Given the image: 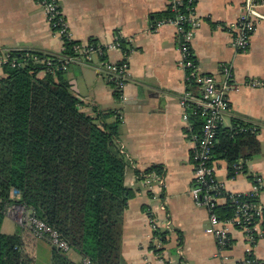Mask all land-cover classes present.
<instances>
[{
  "label": "crops",
  "instance_id": "1",
  "mask_svg": "<svg viewBox=\"0 0 264 264\" xmlns=\"http://www.w3.org/2000/svg\"><path fill=\"white\" fill-rule=\"evenodd\" d=\"M57 1L75 45L81 50L88 46L103 50L93 53L91 59L78 56L63 73L85 114L94 117L112 110L113 116L107 121L120 119L117 142L127 162L124 185L134 193L122 218L123 264H241L249 248L264 264V238L257 236L250 243L243 232L228 225V244L219 246L205 231L209 223L207 208L191 195L196 186L194 141L183 120L180 99L187 91L198 97L200 90L196 82L186 78L187 71L179 64L175 27L151 28L156 18L167 12V0ZM243 3L198 0L196 11L202 24L195 30L190 48L199 72L212 75L218 84L222 67L231 68L237 89L228 93L230 106L222 126L231 127L232 120L238 119L259 128L258 153L245 161L238 159L242 170L234 177H229L230 163L213 154L215 177L226 192L245 193L253 178L260 176L263 187L258 201L264 207V88L247 84L264 78V18L257 20L248 50L237 51L232 46L233 26L243 13ZM259 10L264 15V5ZM116 40L120 47H104ZM63 49V40L51 29L35 0H0V52H38L50 57L63 56ZM124 54L128 76L118 91L109 81L106 67L120 62ZM224 203L222 199L217 201V205ZM11 219L10 223L3 219V233L4 227L15 224ZM39 243L46 242L35 240V264ZM69 252L71 260H82L77 252Z\"/></svg>",
  "mask_w": 264,
  "mask_h": 264
},
{
  "label": "trees",
  "instance_id": "2",
  "mask_svg": "<svg viewBox=\"0 0 264 264\" xmlns=\"http://www.w3.org/2000/svg\"><path fill=\"white\" fill-rule=\"evenodd\" d=\"M170 14L167 10L156 19ZM74 44L77 42L64 37L63 56H50L51 66L41 63V53L27 55L25 51L10 53L21 65L2 66L0 264H35L38 239L30 230L1 231L6 208L12 204L33 209L67 242L69 251L82 259L92 264H123L122 218L134 193L124 185L127 162L117 142L120 119L107 121L112 110L94 117L81 110L82 102L70 91L63 70L58 68V60L75 54ZM191 120L198 133L201 118ZM258 132L257 126L238 119L232 120L231 127L218 128L212 156L220 154L230 163V178L235 176L232 165L238 159L245 161L258 153ZM13 190L18 195L13 196ZM213 210L220 220H227L235 208L226 201ZM262 216L264 238V208ZM156 234L164 239L163 234ZM48 244L50 264H82V260H71L69 251Z\"/></svg>",
  "mask_w": 264,
  "mask_h": 264
},
{
  "label": "built area",
  "instance_id": "3",
  "mask_svg": "<svg viewBox=\"0 0 264 264\" xmlns=\"http://www.w3.org/2000/svg\"><path fill=\"white\" fill-rule=\"evenodd\" d=\"M42 8L48 24L51 29L63 40L66 37L72 40L67 21L63 16L57 0H35ZM198 0H167V10L169 16L157 19L151 24L152 29L160 26L169 25L175 27L178 37V50L180 52V62L182 68L187 71L186 78L196 82L199 86L200 95L194 97L190 91L185 92L181 97L180 104L183 106V120L186 123L187 131L192 133L194 141L193 147V180L196 186L192 189L193 199L200 205L207 208L209 213V223L205 231L211 234L219 246L228 244V225L239 229L246 236L250 243H253L257 236L262 235L259 229V220L262 216L263 206L259 204L258 196L262 190V178L256 175L252 182L251 188L245 193H230L223 189L222 184L215 177V170L212 165V151L216 142L218 128L222 125L223 116L228 111L230 103L228 93L236 90L237 86L231 68L224 65L221 69L222 81L218 84L215 78L206 73H200L197 61L191 52L190 42L201 24L202 19L197 15L196 5ZM264 5V0H244L243 13L237 18L233 26L234 38L232 46L240 52H245L249 48L250 38L255 31L256 22L263 19L264 15L260 13L259 8ZM105 48H118V40L108 43ZM74 56L58 60L59 69H64L71 61L83 56L91 59L93 53H102V48L88 46L87 49L81 50L78 45L73 46ZM84 52L85 54H83ZM11 52H0V69L4 65L19 66L21 65L15 58L11 57ZM28 55V52H27ZM33 60L39 62V59L33 56ZM124 58L117 63L107 65L110 82L115 84L116 89L122 90L128 76V64ZM46 67L52 65L51 57L44 56L41 59ZM251 87L264 88V78L252 79L247 82ZM192 117H200L202 120L198 133L193 132ZM255 131L256 128H251ZM233 173L236 175L241 172V162H235L232 165ZM148 177H151L150 175ZM18 195L13 190V196ZM219 199L224 202L229 201L233 204L235 210L233 216L227 220H220L214 212V207ZM7 215L14 219L20 227H25L38 240L48 242L61 251H69V246L59 235V233L49 226L45 221L38 218L31 208L20 204H12L6 208ZM153 223L152 219H150ZM152 229L156 231L153 223ZM82 264H92L89 259H82ZM241 264H263L255 258L249 248L246 256L242 259Z\"/></svg>",
  "mask_w": 264,
  "mask_h": 264
},
{
  "label": "rangeland",
  "instance_id": "4",
  "mask_svg": "<svg viewBox=\"0 0 264 264\" xmlns=\"http://www.w3.org/2000/svg\"><path fill=\"white\" fill-rule=\"evenodd\" d=\"M9 219H10V217L6 215L4 218V221L10 223ZM11 220H13L16 225L11 223L9 225V227H7V229L5 227L4 228L2 227L4 233H10L11 234V233H17L20 231L21 227L17 224V222L14 219H11ZM39 245L41 247L39 248L40 251H39V259L37 261V264H50L49 245H47L46 243L45 244L39 243ZM69 254H70V252L67 253V255H69Z\"/></svg>",
  "mask_w": 264,
  "mask_h": 264
}]
</instances>
